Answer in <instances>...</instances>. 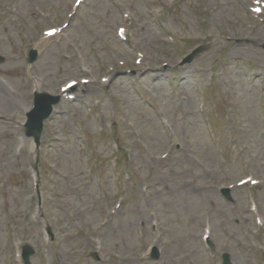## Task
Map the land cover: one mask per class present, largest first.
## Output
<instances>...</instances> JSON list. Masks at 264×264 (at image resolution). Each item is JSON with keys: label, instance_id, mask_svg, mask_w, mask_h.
Here are the masks:
<instances>
[{"label": "rangeland", "instance_id": "1", "mask_svg": "<svg viewBox=\"0 0 264 264\" xmlns=\"http://www.w3.org/2000/svg\"><path fill=\"white\" fill-rule=\"evenodd\" d=\"M256 1L0 0V264H22L24 243L35 249L31 264H222V251L232 264H264V225L249 201L251 190L264 221V189L246 184L232 201L219 192L248 172L264 175ZM30 46L39 50L33 65ZM104 74L108 83L76 89L78 101L64 100L45 125L39 207L36 150L21 127L33 90Z\"/></svg>", "mask_w": 264, "mask_h": 264}, {"label": "bare ground", "instance_id": "2", "mask_svg": "<svg viewBox=\"0 0 264 264\" xmlns=\"http://www.w3.org/2000/svg\"><path fill=\"white\" fill-rule=\"evenodd\" d=\"M95 82L94 83H89L88 85H78V88L80 87L81 89H84V90H91L95 85ZM88 86V87H86Z\"/></svg>", "mask_w": 264, "mask_h": 264}, {"label": "water", "instance_id": "3", "mask_svg": "<svg viewBox=\"0 0 264 264\" xmlns=\"http://www.w3.org/2000/svg\"><path fill=\"white\" fill-rule=\"evenodd\" d=\"M49 114V110H47L44 114H42L37 120L38 127H41V121Z\"/></svg>", "mask_w": 264, "mask_h": 264}]
</instances>
